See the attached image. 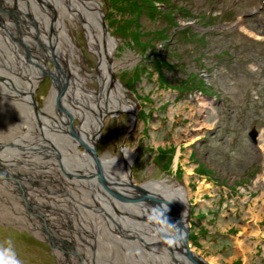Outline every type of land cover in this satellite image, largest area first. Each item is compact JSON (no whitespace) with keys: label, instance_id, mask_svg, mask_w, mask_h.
<instances>
[{"label":"rangeland","instance_id":"rangeland-1","mask_svg":"<svg viewBox=\"0 0 264 264\" xmlns=\"http://www.w3.org/2000/svg\"><path fill=\"white\" fill-rule=\"evenodd\" d=\"M6 1L27 10L23 0H0L1 14ZM93 1L115 43L110 81L133 103L135 125L131 130V110L104 112L86 132L87 143L71 134L81 124L73 115L62 142L66 131L51 124L52 105L47 116L36 111L51 92V73L35 78L32 106L6 84L0 91V264H131V203L124 206L102 186L110 167L98 165L124 149L134 152L128 170L136 184L166 180L183 188L196 253L210 264H264V0H151L161 15L140 16L139 25L131 23L124 0ZM68 27L72 66L87 90H97L98 58L81 28ZM154 53L161 58L152 62ZM43 63L55 68L51 59ZM38 116L36 129L40 124L52 134L53 146L30 136H38ZM68 142L89 161H78ZM91 153L94 170L87 169ZM116 179L109 187L122 186ZM105 189L116 207L102 199Z\"/></svg>","mask_w":264,"mask_h":264},{"label":"bare ground","instance_id":"bare-ground-1","mask_svg":"<svg viewBox=\"0 0 264 264\" xmlns=\"http://www.w3.org/2000/svg\"><path fill=\"white\" fill-rule=\"evenodd\" d=\"M14 2L15 1H13V4ZM8 4L9 2L7 1L4 3V14L0 13V47H2L0 48V91H6L7 89L5 90L4 88H6L8 83H10V87L13 85L12 89L19 91L22 94H26L25 96H28L26 97V103L29 102L31 106L35 105V103L30 100L32 98L30 91L36 81L35 78L39 74L50 72L54 78L51 92L44 101V108L40 110L36 109V111L39 114L41 113L43 116H47L49 111L52 109H50L49 104L52 105L53 109L57 113L58 118L56 117V119H54L55 122L51 124H56L61 129V131H66V134L60 136L62 142L66 141L65 138H67L70 132L68 131L70 123L69 120L73 115L80 117L81 124L80 128L73 127L74 133L71 134L74 135V138L76 137L79 140H83L84 142L87 141V143L92 136L86 132L94 131L95 126L99 121L98 119L100 115L104 112L118 111L122 109L131 110L132 124V119L135 116V108L133 103L131 102V106L126 104L125 94L122 90V87L116 82H111L109 78L111 72L113 71L110 60L115 43L107 33L106 28L102 23L99 4L96 1L23 0L21 4H26V6L24 5L27 9L26 12H21L15 8L12 3L11 5H13L14 9H11ZM15 12L17 16L20 17L17 18V21L13 15ZM10 25L15 27V30H12ZM68 25H71L74 28H81V30L84 32L89 48L94 51L98 58L99 68L98 74L95 77L99 84L97 90H87L83 83L85 78L72 66L75 44L69 41L67 36V30L69 29ZM240 28L245 30L243 27H239V29ZM32 40L36 41V44H33L31 42ZM10 48H12L15 52L14 56L17 58L15 59L18 61L17 65L16 61L12 60L14 57L12 56V53L9 52L11 50ZM20 48H23L24 53H22V55H19L18 50H20ZM66 50H69L68 55H66ZM78 55L80 54L78 53ZM44 59H51L55 64V68L51 70L46 68L43 63ZM3 70H8V72L11 74L20 75V77L24 80V83L22 85L21 83L18 84V80L13 79L12 75L10 74H5ZM111 78L113 79L112 75ZM9 94V97L12 98L11 96L14 93L11 92ZM5 95L8 94L6 93ZM58 96H60L61 99H59ZM68 100L73 101V103L76 105L78 104L79 106L74 104L68 105ZM87 111L90 112V115H88ZM85 112H87V115ZM35 118L36 119L33 120L35 123L34 128L38 133V136L35 133H30V136L34 135L40 138V143H38L39 145L41 143L45 145L47 141V145L53 146L55 142L54 140H56V138L53 137L52 134L45 135V129L42 128V125L40 124H38V128L36 129L37 121L41 123L42 120L39 116ZM27 123L28 121H24V124ZM30 126L32 127V124H30ZM69 142H71V140ZM68 145L71 147L72 144L69 143ZM71 148V150L75 152L74 154L76 155V159L82 162V164L86 162L85 160L89 161L87 154L81 153L78 150L73 149V147ZM133 156L134 152L131 151L130 153L127 149H124L122 151L121 157H103L98 161L100 162L98 164L99 166L100 164H106L107 168L110 167V171L108 170V172L106 171L107 173L104 174L106 180L102 183V186L107 185L109 190H111V192L116 195L117 201H120L124 206H128V204L131 203V199L129 198V195H131V192L129 191L131 188L129 187L131 186V180L129 178L128 167L130 163L132 165ZM91 157L93 158V161L88 163L89 166L87 169L94 170L93 165L97 166V159H94L92 153ZM118 176L119 178L121 177L123 181L122 183L120 180L122 186L119 183V185L109 187L113 184H116L115 181H117L116 178H118ZM61 178L60 180H62ZM15 181L17 182V179H15ZM16 182L12 181L10 184H15ZM142 185L145 189L150 191V193L160 196L153 198V201L157 206H160L163 210L165 209L163 208V204L165 202L163 199H161V196H163L167 201L169 208L172 209L175 214L180 217L185 214L186 199L183 195V188L180 185L166 183V180L146 181L142 183ZM16 188L18 189L17 186ZM20 190L21 192L23 191V189ZM119 190H121V195L119 193L120 196L117 193ZM105 192L107 193L108 190L105 189L104 191V196H106L102 197L104 202H107L106 198H108L110 204L113 206L115 205L116 207V205H118L116 200H114V198L109 194L106 195ZM136 211H138L137 207H134L133 204H131V215ZM165 214L166 212L161 210L159 216L163 221H165ZM124 222L126 223L127 221L124 220ZM31 223L29 226L32 225ZM130 225L131 234L139 232L142 234L143 239L146 242L151 241L150 239L153 233L148 229L147 225L142 224L140 221H135L132 216ZM82 228H85L84 225ZM138 229H145L148 234L144 231L140 232ZM153 246L150 247L153 250L148 247H138L137 245L134 247L131 246V264H182L181 259L176 257L172 258L171 254H169L166 250L162 249L161 247Z\"/></svg>","mask_w":264,"mask_h":264},{"label":"water","instance_id":"water-1","mask_svg":"<svg viewBox=\"0 0 264 264\" xmlns=\"http://www.w3.org/2000/svg\"><path fill=\"white\" fill-rule=\"evenodd\" d=\"M183 26V25H182ZM136 116L133 117L131 124V130L135 125ZM257 131L252 128L248 132V137L254 143ZM160 197L150 193L143 187L142 184H136L131 176V204L137 207L135 213H132V217L135 221H140L142 224L147 225L148 229L153 233L150 242H146L143 236L139 232L131 234V246L138 247H161L166 250L171 257L181 259L182 264H210L205 258L196 253L189 243L188 239V201L186 202L185 214L181 217L173 212L169 208L167 201L163 196L161 199L165 202L163 205L164 210L157 206L153 201V198ZM165 211V221L161 219L160 212ZM137 228V227H136ZM140 232L145 229H138ZM152 249V248H150ZM153 250V249H152Z\"/></svg>","mask_w":264,"mask_h":264},{"label":"trees","instance_id":"trees-1","mask_svg":"<svg viewBox=\"0 0 264 264\" xmlns=\"http://www.w3.org/2000/svg\"><path fill=\"white\" fill-rule=\"evenodd\" d=\"M122 4L124 6L129 5L126 8V10H128L131 14L132 13L134 14V16L130 17V20H131V23L135 25H139L138 19L140 16H144L149 20H153L154 18H157L158 16L161 15L160 12L157 11V8L154 6L151 0H124ZM131 6L133 7L132 9H131ZM178 12H180L181 17L185 16L184 13H182L181 8H178ZM158 56L159 55H157V53L152 54L151 61L153 62L161 58ZM188 239L194 244L195 242L194 237L189 235Z\"/></svg>","mask_w":264,"mask_h":264}]
</instances>
